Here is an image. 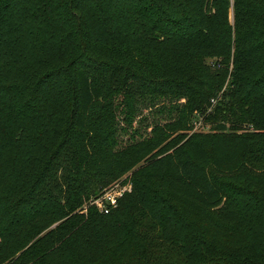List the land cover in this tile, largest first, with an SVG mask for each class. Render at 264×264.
Instances as JSON below:
<instances>
[{
	"label": "trees",
	"instance_id": "16d2710c",
	"mask_svg": "<svg viewBox=\"0 0 264 264\" xmlns=\"http://www.w3.org/2000/svg\"><path fill=\"white\" fill-rule=\"evenodd\" d=\"M0 264H264V0H0Z\"/></svg>",
	"mask_w": 264,
	"mask_h": 264
},
{
	"label": "built area",
	"instance_id": "2783aa9c",
	"mask_svg": "<svg viewBox=\"0 0 264 264\" xmlns=\"http://www.w3.org/2000/svg\"><path fill=\"white\" fill-rule=\"evenodd\" d=\"M133 191L132 182L127 179H121L107 188L99 197L92 199L89 206H95L100 212L108 214L118 207L119 201L126 194ZM87 210L85 209L84 212Z\"/></svg>",
	"mask_w": 264,
	"mask_h": 264
},
{
	"label": "rangeland",
	"instance_id": "374dc122",
	"mask_svg": "<svg viewBox=\"0 0 264 264\" xmlns=\"http://www.w3.org/2000/svg\"><path fill=\"white\" fill-rule=\"evenodd\" d=\"M141 113H142L143 115H147V116H149V111L146 109V107H143V108L141 109ZM200 121H201V118H200L199 122L197 123L196 128H199V127L202 125V123H201ZM204 131H208V128L205 127V130H204ZM123 138H124V140H123L124 143H126V142H127L126 140H127L128 138H127V137H123ZM124 143H123V145H125ZM96 182H97V180L94 179V183H96ZM113 184H114V183H113ZM113 184H111V185H113ZM111 185H110V186H111ZM88 203H89V202H86V204H85V206H84V210H85V209H86V210L88 209V205H89Z\"/></svg>",
	"mask_w": 264,
	"mask_h": 264
}]
</instances>
